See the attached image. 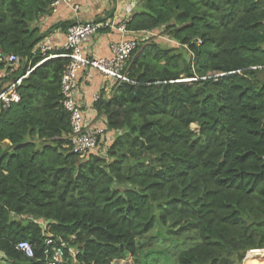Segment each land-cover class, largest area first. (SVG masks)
<instances>
[{
  "label": "trees",
  "instance_id": "1",
  "mask_svg": "<svg viewBox=\"0 0 264 264\" xmlns=\"http://www.w3.org/2000/svg\"><path fill=\"white\" fill-rule=\"evenodd\" d=\"M53 1L0 0L11 78L36 66L0 113V264H48L47 239L57 264H264L251 252L264 250V0H139L129 30L163 27L178 46L134 49L130 81L94 104L113 140L86 159L62 101L70 58L34 52ZM173 219L191 236L167 233Z\"/></svg>",
  "mask_w": 264,
  "mask_h": 264
},
{
  "label": "built area",
  "instance_id": "2",
  "mask_svg": "<svg viewBox=\"0 0 264 264\" xmlns=\"http://www.w3.org/2000/svg\"><path fill=\"white\" fill-rule=\"evenodd\" d=\"M65 4L74 12L81 9L80 4L75 0H54L51 4L52 13H57L59 7ZM129 19L122 22H115L111 19L99 21H77L71 25L65 32L66 40L63 48L65 53H53L54 45L49 41H40L34 52L40 51L44 58L40 63L54 57H69L70 62L62 73L61 77V94L63 96V105L70 113V121L72 131L68 135L71 149L80 158L86 159L93 153L105 154L107 139H106V119L105 124L92 122L88 117L87 110L83 107L79 99V78L80 73L86 69L97 70L106 78H111L116 82L130 81L128 75L129 61L134 49L140 42H148L150 38L158 34L159 29L154 30H138L133 31L128 28ZM110 29L121 34L118 41L111 44V56H96L91 55L87 49V44L91 39L102 30ZM165 31V30H163ZM130 34V36H127ZM198 43H201L199 40ZM52 51V52H51ZM0 79L5 80L4 87L0 90V113L13 104L20 102L21 94L19 86L23 79L36 67L29 66L17 78L11 76L18 70L21 65V58L15 53H4L0 50ZM39 63V64H40ZM38 65V64H37ZM190 80L187 78L181 79ZM101 93L95 96V102L100 99ZM47 255L48 264L61 263L64 259V251L62 247H52L53 241L47 239ZM65 243H62L64 246ZM70 252L74 255L76 249ZM18 249L22 250L28 257L35 255L34 246L28 240H22L18 243ZM251 252H264V250H254ZM250 253V252H249ZM248 254V253H247ZM4 253L0 251V259H3Z\"/></svg>",
  "mask_w": 264,
  "mask_h": 264
},
{
  "label": "crops",
  "instance_id": "3",
  "mask_svg": "<svg viewBox=\"0 0 264 264\" xmlns=\"http://www.w3.org/2000/svg\"><path fill=\"white\" fill-rule=\"evenodd\" d=\"M75 1L81 6V9L77 13L69 6L62 4L57 13L45 15L36 23L41 32H45L46 34L43 40L49 41L54 45L53 52L61 50L66 40V31L59 24L69 21L74 23L77 21H99L105 19H111L118 23L127 19L130 20L139 6V0ZM127 36H130V34H127ZM120 37L121 34L116 31L110 29L102 30L87 44V49L91 55L111 56V44L118 41ZM22 69L24 71L25 66L22 65ZM114 84L115 81L113 79L106 78L94 69H86L80 73L79 99L87 110L88 117L92 122L105 124V116L99 114L94 107L95 96L97 93L102 94L104 91L105 96L110 97ZM113 134L112 132L106 134L109 141L113 140Z\"/></svg>",
  "mask_w": 264,
  "mask_h": 264
},
{
  "label": "rangeland",
  "instance_id": "4",
  "mask_svg": "<svg viewBox=\"0 0 264 264\" xmlns=\"http://www.w3.org/2000/svg\"><path fill=\"white\" fill-rule=\"evenodd\" d=\"M165 29H159L158 34L156 36H153L152 38L149 39L148 42L150 41H155L158 44H160L162 47H170V46H178V43L171 37L169 36L166 31H163ZM193 128H196V125H193ZM169 234H173L175 236H183V235H190L192 234V229L190 226H183L181 221L174 220L171 222L170 229L166 231ZM154 246V245H153ZM145 246H143L144 248ZM152 246L149 244L148 247H145V249H149ZM74 248H72V251ZM144 250V249H143ZM250 253H248L243 261L242 264H245V260L247 256H249ZM255 259L258 261H264V252H254ZM249 261H251V258H249Z\"/></svg>",
  "mask_w": 264,
  "mask_h": 264
},
{
  "label": "water",
  "instance_id": "5",
  "mask_svg": "<svg viewBox=\"0 0 264 264\" xmlns=\"http://www.w3.org/2000/svg\"><path fill=\"white\" fill-rule=\"evenodd\" d=\"M176 14H177V12H176Z\"/></svg>",
  "mask_w": 264,
  "mask_h": 264
}]
</instances>
